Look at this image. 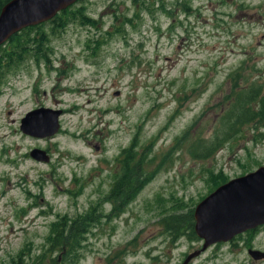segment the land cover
Returning <instances> with one entry per match:
<instances>
[{
	"label": "rangeland",
	"instance_id": "rangeland-1",
	"mask_svg": "<svg viewBox=\"0 0 264 264\" xmlns=\"http://www.w3.org/2000/svg\"><path fill=\"white\" fill-rule=\"evenodd\" d=\"M81 5L97 25L71 23L52 35L48 65L28 59L0 83V264L21 250L26 264H181L203 240L190 231L174 239L161 222L167 200L178 196L192 207L209 191V169L231 179L264 165V128L245 127L208 159L183 146L185 131L214 133L229 74L243 61L245 74L264 82V0ZM41 106L62 110L59 132L24 134L21 119ZM134 137L153 146V178L120 216L103 217L78 239L75 262L45 252L61 216L91 206L110 211L106 195ZM36 148L50 159L33 157ZM257 230L212 244L189 264H264L249 254L264 250V227Z\"/></svg>",
	"mask_w": 264,
	"mask_h": 264
},
{
	"label": "trees",
	"instance_id": "trees-1",
	"mask_svg": "<svg viewBox=\"0 0 264 264\" xmlns=\"http://www.w3.org/2000/svg\"><path fill=\"white\" fill-rule=\"evenodd\" d=\"M9 1L0 0V12ZM83 1L85 0H78L48 21L23 28L0 45V83L7 73L16 72V69L25 64L28 59L48 65L50 54L53 52L50 46L52 35L60 34L71 23L97 25V20L88 14L85 5L77 6ZM127 19L128 22H132L131 18ZM46 25L48 26L45 27ZM245 63L243 61L229 74L228 79L232 82L231 91L223 96L221 105L224 110L219 117L221 119L215 121L214 133L206 136L200 132L192 138L185 131L187 139L183 146H187V150L194 159H208L214 156L226 142L239 136L247 126L251 125L257 130L264 128V82L258 78L250 79L245 74ZM187 129L190 132V127ZM152 151L153 146L148 143L140 144L137 137H134L130 145L121 152L118 161L120 173H116L112 188L106 195V200L112 205L110 211L106 212L103 205L99 211L96 210V206H91L89 210L79 213L77 217L61 216L51 224L47 237L49 247L45 252L60 250L64 258L68 257L75 262L78 257L77 248L81 245V242H77L78 239L87 235L93 227H97L103 217L110 219L120 216L126 206L153 178V170L149 169L147 164V157L151 156ZM206 179L210 186L207 193L209 194L230 178L221 171L209 169ZM162 199L164 198L160 196V200ZM167 201L171 203V206L168 213L161 219L163 226L174 236V239L178 232L186 235L190 231L195 240H200L196 234L194 217V208L199 201L192 207L184 199L174 195ZM247 233L256 235L258 230L250 229ZM127 247L128 245L123 251H127ZM22 253L23 250L20 251L17 260L13 258L12 264H26Z\"/></svg>",
	"mask_w": 264,
	"mask_h": 264
},
{
	"label": "water",
	"instance_id": "water-1",
	"mask_svg": "<svg viewBox=\"0 0 264 264\" xmlns=\"http://www.w3.org/2000/svg\"><path fill=\"white\" fill-rule=\"evenodd\" d=\"M78 0H10L0 12V45L23 28L54 18ZM62 110L38 107L21 119L24 134L37 138L54 136L61 128ZM31 155L48 161L47 151L36 148ZM196 234L204 242L190 252L181 264H189L207 248L228 242L249 229L264 225V165L222 183L201 199L194 208ZM255 260L264 258V251L249 249Z\"/></svg>",
	"mask_w": 264,
	"mask_h": 264
},
{
	"label": "flooded vegetation",
	"instance_id": "flooded-vegetation-1",
	"mask_svg": "<svg viewBox=\"0 0 264 264\" xmlns=\"http://www.w3.org/2000/svg\"><path fill=\"white\" fill-rule=\"evenodd\" d=\"M264 227V225H262ZM261 226H259L257 229H259Z\"/></svg>",
	"mask_w": 264,
	"mask_h": 264
}]
</instances>
